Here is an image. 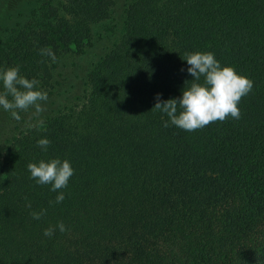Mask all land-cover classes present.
Returning <instances> with one entry per match:
<instances>
[{"label": "trees", "instance_id": "1", "mask_svg": "<svg viewBox=\"0 0 264 264\" xmlns=\"http://www.w3.org/2000/svg\"><path fill=\"white\" fill-rule=\"evenodd\" d=\"M8 16L0 66L48 99L19 121L0 110V264H264V0H34ZM196 50L253 81L241 116L163 127L156 94L180 95ZM52 156L74 168L59 204L27 170Z\"/></svg>", "mask_w": 264, "mask_h": 264}, {"label": "clouds", "instance_id": "2", "mask_svg": "<svg viewBox=\"0 0 264 264\" xmlns=\"http://www.w3.org/2000/svg\"><path fill=\"white\" fill-rule=\"evenodd\" d=\"M41 54L47 55L53 62L57 59L50 48H42ZM182 59L186 61L185 71L191 79L186 80L187 84H184L178 97L162 100L157 93L151 108L162 114V126L172 125L185 131H195L229 116L239 119V102L252 90L253 81L238 73L231 65L222 64L210 51H186ZM47 99V93L39 87V81L21 74L19 66H0V110L19 121L20 113L29 108H33L36 114L43 111L42 102ZM163 116L167 119H163ZM36 144L41 152L47 153L51 140L46 136L41 137ZM27 170L36 184L50 185V190L57 193L54 202L50 203L59 204L65 200V193L59 190L67 188L74 175V168L68 159L42 157L30 161ZM28 207L31 208V204ZM46 211L33 210L30 215L40 220ZM57 229L61 233L68 230L59 221L55 226L45 228L43 235L51 238Z\"/></svg>", "mask_w": 264, "mask_h": 264}, {"label": "rangeland", "instance_id": "3", "mask_svg": "<svg viewBox=\"0 0 264 264\" xmlns=\"http://www.w3.org/2000/svg\"><path fill=\"white\" fill-rule=\"evenodd\" d=\"M34 0H0V28L2 27L1 24H8L10 22L9 19V14H12L13 11H25L30 7V4L33 2ZM104 25L105 24H99V25H95L93 26V31L94 34L99 33L100 31L102 32L104 29ZM92 53L88 52L89 58H91L93 56V52L94 53H98L99 51H101V47L100 48H96L95 50H90ZM65 61H69L70 62V58H67ZM71 104V103H70ZM0 124H3V122L1 121ZM0 162L3 161L4 157L6 156V154L4 153V150L2 151V146L0 144ZM9 174H11L10 171L7 170H1L0 171V176L1 177H6L9 176Z\"/></svg>", "mask_w": 264, "mask_h": 264}]
</instances>
